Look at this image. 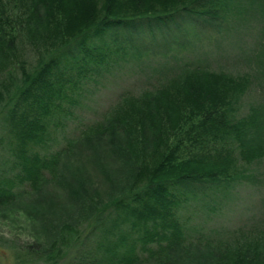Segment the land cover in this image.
Here are the masks:
<instances>
[{
	"label": "trees",
	"instance_id": "trees-1",
	"mask_svg": "<svg viewBox=\"0 0 264 264\" xmlns=\"http://www.w3.org/2000/svg\"><path fill=\"white\" fill-rule=\"evenodd\" d=\"M218 1L18 0L26 38L5 30L12 24L0 3V126L11 131L4 162L15 171V179H0V206L15 201L21 184L41 193L43 183L62 170L60 157L76 155L61 186L68 201L82 207L81 215L50 240L42 229L32 234L43 261L66 263L74 247L93 239L103 253L98 259L109 264H191L192 258L264 264L262 246L250 257L243 249L233 254L221 237L212 243L201 229L191 240L180 218L185 203L196 215L216 211L233 183L247 175L246 165L264 157V101L239 110L251 83L247 72L210 69L201 59L176 62L171 85L120 95L61 150L46 152L50 128L77 104L82 79L96 78L129 47L165 54L226 29ZM21 39L33 44L31 63L19 59ZM95 174L107 182L103 196L87 191L86 177L91 186ZM37 213L30 216L35 225L42 215ZM113 233L115 244L109 243ZM78 256L74 264H90L89 253L79 250Z\"/></svg>",
	"mask_w": 264,
	"mask_h": 264
},
{
	"label": "rangeland",
	"instance_id": "rangeland-1",
	"mask_svg": "<svg viewBox=\"0 0 264 264\" xmlns=\"http://www.w3.org/2000/svg\"><path fill=\"white\" fill-rule=\"evenodd\" d=\"M0 3L6 6L2 14L9 16L12 24V26L4 24L5 30L14 31L20 34V37H28L27 28L18 24V14L24 11L18 0H0ZM228 3L226 0H220L216 5L226 14L224 19L227 22L226 29L195 37L191 45L177 48L179 51L171 49L165 54L133 51L128 46L124 55L117 51L119 54L108 60L109 66L105 70L101 69L96 78L89 79V75L83 77L77 104L70 106L68 111L65 109L67 111L65 118L62 114L61 120L52 124L50 128L46 152L50 154L61 150L85 125L93 119H101L109 112L120 95L124 93L135 95L144 88H153L160 84L171 85L173 81L171 76L175 75V69L179 71L175 63L180 61L201 59L210 69L224 70L230 74L247 72L251 83L242 97L240 113H245L250 103L264 101V0H229ZM43 34L41 38L38 37V41L45 40ZM19 42L22 43L19 59L31 63L34 59L33 44H28L24 39ZM115 58L117 59L114 60ZM10 59L17 60L13 56ZM2 60L4 61L0 58V62ZM167 65L172 66L167 69ZM65 102L64 106L70 104L68 101ZM2 123L0 121V124ZM10 132L7 134L6 129L0 126V179L4 177L15 179V171L6 170L10 162L6 164L4 162L9 157ZM76 150L77 147L74 152ZM75 157L73 154L60 157L59 168L62 170L55 178L43 183L41 193L27 184H21L18 187L21 193L15 195L13 198L15 201L10 205L0 206V264H55L54 259L50 261L48 258L49 262H46L37 256L41 251L39 249L35 251L37 246L31 243L34 239L32 234L42 229L50 240L57 230H62L64 223H71L76 217H80L82 207L79 210L75 203L72 204V201L70 203L71 199L63 193L62 187L63 182L69 179L63 177V174H68V170L74 167L71 162L75 161ZM68 163L71 165L69 168L65 166ZM82 170L85 169L82 167ZM246 170L247 175L233 183L226 194L227 201L216 211H207L206 215L200 210L196 215L187 207L188 204L181 206L180 218L189 239L197 238L196 231L201 229L212 243H216L213 241H218L221 237L220 240L234 250L233 254L243 249L244 253L251 257L252 252H259L261 246L264 248V157L253 161L250 166L246 165ZM93 178L89 186L87 185L89 179L87 181L86 177L87 191L90 189L92 193H96L95 195L103 196L107 182L96 174ZM35 212L42 214L36 219L37 225L30 219ZM50 223L59 227L51 226ZM66 233V229H63L62 237ZM115 241L117 235L113 233L109 243L115 244ZM94 246L93 239L84 240L73 249L74 261L70 258L65 263L62 258L59 263L74 264L75 258L79 260V250H82L89 253L90 264L96 262L109 264L98 259L103 253L100 254ZM190 261L191 264H206L204 258L198 259L196 263L193 258Z\"/></svg>",
	"mask_w": 264,
	"mask_h": 264
}]
</instances>
